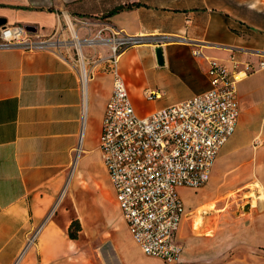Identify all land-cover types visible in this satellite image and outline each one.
I'll return each mask as SVG.
<instances>
[{"label":"crops","instance_id":"0c3cea01","mask_svg":"<svg viewBox=\"0 0 264 264\" xmlns=\"http://www.w3.org/2000/svg\"><path fill=\"white\" fill-rule=\"evenodd\" d=\"M64 10L70 20L87 19L92 33L106 26L156 39L124 49L117 60L140 116L205 91L207 59L229 71L233 60L238 68L249 69L235 82V128L219 147L207 181L195 190H177L183 216L175 241L181 248L177 264L196 263L202 249L213 264H264V67L258 68L261 58L254 52L264 47V0H0L4 24L33 26L43 37L59 31L65 35ZM74 29L77 35L84 33ZM155 48L160 49V64ZM192 48L202 57L192 56ZM84 52L91 74L82 110L77 62L70 54L0 48V264H94L93 257L77 256L79 242L69 239V222H42L67 185L74 192L78 183L86 190L84 222L100 217L107 228L116 224L107 235L117 264H164L141 253L120 217L98 150L111 77L97 58L107 50ZM144 90L155 91L156 97L145 100ZM90 152L94 158L87 170L76 169ZM251 185L254 193H249ZM182 191L197 196L196 202L187 204ZM228 196L234 202L230 215L224 209ZM38 227L33 246L22 253ZM230 250L234 254L225 258Z\"/></svg>","mask_w":264,"mask_h":264},{"label":"built area","instance_id":"2783aa9c","mask_svg":"<svg viewBox=\"0 0 264 264\" xmlns=\"http://www.w3.org/2000/svg\"><path fill=\"white\" fill-rule=\"evenodd\" d=\"M65 24L85 31L76 47L57 34L39 36L21 24L0 26V48L15 47L23 51L60 50L71 45L76 51L79 90L84 109L85 88L90 69L80 67L82 48L105 47L107 53L97 61L105 64L111 77V90L105 102L98 137L101 162L110 182L120 217L141 253L164 264H177L181 253L175 236L183 216L179 188L198 189L208 179L219 147L231 136L238 116L235 82L249 72L232 61L229 71L214 59H207L205 75L208 88L175 104L140 116L132 107L126 84L117 69L118 56L124 49L156 40L145 35H128L102 26L90 32V22L69 19ZM191 55L202 57L197 48ZM264 67V47L254 51ZM95 53V52H94ZM155 91L144 90L143 98L151 100ZM83 112V111H82ZM79 146L75 149L74 165ZM41 227L26 239L22 253L35 242ZM20 258V256L18 257ZM17 258V259H18ZM17 260L14 262L16 264Z\"/></svg>","mask_w":264,"mask_h":264},{"label":"rangeland","instance_id":"374dc122","mask_svg":"<svg viewBox=\"0 0 264 264\" xmlns=\"http://www.w3.org/2000/svg\"><path fill=\"white\" fill-rule=\"evenodd\" d=\"M63 12L64 14H61V15H68L69 17H71L65 10ZM62 18L64 22L62 29L65 30L66 32H65V35H63V37L61 38L68 40L70 38V31H71L70 25L71 24L70 25L68 23L65 24L64 16ZM71 22H72L73 28L74 27L78 28L77 25L74 24L73 20ZM83 34H85V31ZM82 35H78L79 38ZM84 48L85 47L82 48V54L84 56L83 62L85 63L86 68L88 69V64L86 62V55L84 52ZM87 49L91 50V48H87ZM66 53L70 54V56L73 59L77 58L76 51L71 45L68 46V50ZM84 156H85V160L78 161L75 165V168L78 169L79 171L87 170L89 163H91V161L94 158V152L86 153L84 154ZM82 161H83V164L81 163ZM72 170H73V165L70 167L68 176L72 172ZM83 185L82 183H78L77 188H75L74 192H70L68 189V185H67V189H66V192L63 198H61V200L59 201L58 199L55 200L54 204L51 206L49 212L46 214L42 222L44 223L45 221H48V220L60 221L62 224L69 222V226L67 228V234L75 233V239L79 242L77 256L80 257L81 259L88 256L89 258L93 257V260H95L94 264H117L114 261V259L110 257L111 250H110V239H109V236L112 234V228H115L116 224H112L111 225L112 227L109 226V228H107L105 226L106 224L105 220L103 218L100 219V217L99 219L92 220V222L89 225H87L84 222V219H83L84 213L82 210H84V207H85L86 190ZM254 190H256V188H254V186L251 185L249 193H254ZM257 191H258V188H257ZM258 192H259L258 196L262 197L263 196L262 191L259 189ZM249 196H252V195H249ZM246 197H248V194L246 195ZM181 198L187 204L190 203V205L195 203L197 200V196L190 194L187 191L181 192ZM228 198L229 196L226 198L224 209L227 210V213L230 215L232 211L230 210V207L234 205V202H232ZM249 198L251 200L253 199L252 197H249ZM97 204L100 205L99 202L98 203L96 202L94 205L95 209H97V206L100 209V206ZM117 221L118 219L115 220V223H117ZM77 226L79 230L75 232ZM108 232L110 235L109 234L107 235ZM193 237L197 239V238H201L202 236H193ZM32 246L33 245H31L30 247ZM207 251H208L207 249H202L200 251V254H201L200 258L197 259L198 261L194 264H213L214 261L212 260V258H208L209 255H205ZM231 254L233 255L234 252L230 250L224 254V257L225 258L230 257ZM210 259L212 261H210ZM181 264H185V263H181Z\"/></svg>","mask_w":264,"mask_h":264},{"label":"bare ground","instance_id":"6f19581e","mask_svg":"<svg viewBox=\"0 0 264 264\" xmlns=\"http://www.w3.org/2000/svg\"><path fill=\"white\" fill-rule=\"evenodd\" d=\"M70 30H71L70 33H71V36L73 37V39L71 41H69L68 43L74 45L76 47V49L78 50V53H80L79 48H80L82 42L75 39V37H76V31L72 27V25H70ZM80 55H81V53H80ZM79 65H80V67H82V66L84 67L85 66V63L81 59V56H80V59H79Z\"/></svg>","mask_w":264,"mask_h":264},{"label":"water","instance_id":"95a60500","mask_svg":"<svg viewBox=\"0 0 264 264\" xmlns=\"http://www.w3.org/2000/svg\"><path fill=\"white\" fill-rule=\"evenodd\" d=\"M5 23V20L3 18H0V26L3 25ZM24 28L27 30V31H30V32H34L35 31V27L33 26H24ZM155 52V56H156V61L158 64L161 63V56H160V49L159 48H155L154 50Z\"/></svg>","mask_w":264,"mask_h":264},{"label":"trees","instance_id":"16d2710c","mask_svg":"<svg viewBox=\"0 0 264 264\" xmlns=\"http://www.w3.org/2000/svg\"><path fill=\"white\" fill-rule=\"evenodd\" d=\"M131 6H132V4H131ZM129 7H130V5H128V6H117V7L113 8V9H111L109 12H107V15H110V14H112V13H114V12L120 10V9L129 8ZM78 230L79 229H78V226H77L75 232H77ZM68 237L71 240L75 239V233H72V234L68 233Z\"/></svg>","mask_w":264,"mask_h":264}]
</instances>
